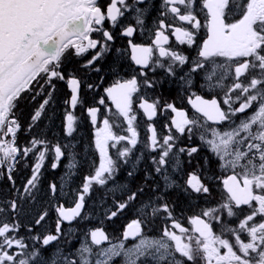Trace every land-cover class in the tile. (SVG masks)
<instances>
[{"label":"snow or ice","instance_id":"1","mask_svg":"<svg viewBox=\"0 0 264 264\" xmlns=\"http://www.w3.org/2000/svg\"><path fill=\"white\" fill-rule=\"evenodd\" d=\"M157 11L151 44L142 45L131 38L145 27L148 0H0V177H6L14 189L11 199L0 202V264H113L116 258H122V264H264V0H159ZM117 28L121 37L129 38L130 59L141 70L130 79L114 81L98 101L99 105L110 101L115 108L114 113L109 110L111 121L105 118L102 126L95 128L98 165L74 190V206L59 203V196L69 195L65 184L59 186V193L55 183L48 185L49 205L36 214L34 224L42 226L54 210V233L48 230L21 236L19 215L25 204L37 199L46 156L52 155L51 168L56 169L69 147L33 137L21 148L17 135L24 112L21 105L33 109L29 134L39 127L53 100L54 81L66 80L70 104L75 108L81 80L71 75L66 79L64 61L74 56L83 61V69L99 71L95 64L113 50L118 56L125 55V49L112 43ZM166 33L196 55L165 47L170 40ZM158 69L166 78H177L182 88L191 86L194 75H200L201 88L220 90L227 107L223 108L215 95L211 99L196 95L188 102L200 115L189 117L173 103L165 102L161 108L159 98L149 102L140 96L138 108L148 121L157 116L158 109L174 115L170 124L164 125L168 133L162 139L148 123L150 135L143 141V149L150 153L152 168L144 171L142 182L133 189L130 183L117 184L116 176L122 166L130 164L127 176L135 180L144 158L142 153L132 159L140 143L134 96L140 92L139 77H143L144 87H155L156 81L147 72ZM86 111L96 126L100 109L89 107ZM75 123L76 117L67 113L64 131L68 137L73 135ZM186 134L189 140L198 134L201 146L218 162L222 184L216 205L189 217L190 230L175 216V207L165 193L180 189L189 197L197 194L195 199L207 197L211 186L204 180L217 177L204 176L197 165L183 184L174 179L182 173L181 155L186 154L190 164L199 151V147L177 146ZM30 154L35 162L21 192L15 188L14 172L20 157ZM67 167L66 175L72 176L74 158ZM110 182L113 187L107 188ZM93 185L122 197L113 200L105 213L107 219L129 207L137 218L127 224L117 243H112L102 228L89 229L79 247L65 252L59 242L62 237H73L75 230L70 227L65 232L62 225L87 219L82 210ZM142 196L145 198L140 199ZM157 220L163 228L158 237H150L145 228ZM32 232L29 227L28 233ZM129 239L133 241L130 246L125 244ZM105 242L107 247L102 246Z\"/></svg>","mask_w":264,"mask_h":264},{"label":"flooded vegetation","instance_id":"2","mask_svg":"<svg viewBox=\"0 0 264 264\" xmlns=\"http://www.w3.org/2000/svg\"><path fill=\"white\" fill-rule=\"evenodd\" d=\"M155 4L156 7H152L151 5ZM159 7V0H148V12L145 14V27L143 31L137 30L134 33V36L131 38L134 43L142 44V45H149L151 44V38L154 35V27H153V20L158 16V9ZM203 20V17H200ZM134 23V21H131ZM152 30V31H149ZM116 32V39L112 42L115 44L117 48H122L126 50L125 55H117L115 51L109 53L105 58L101 59L95 64L96 68H99V71H95L94 69H83L81 67L82 60L77 58V63L79 67V71H76V78L81 80V87L78 92L79 103L75 108H73L70 104V97L71 92L67 86L66 88L70 93L69 96V103L68 106L70 110H72L73 115L76 117V123L74 125V129L76 130L77 125L80 127L81 123H86L88 130L91 135V139L93 141L94 146V132L95 128L102 126V122L105 118H109L110 121L112 117L110 116L109 110L112 113L115 112L114 106L111 105L110 101L106 100V105H99L98 101L101 97L105 96L104 89L111 86V84L116 81L117 79H130L133 75L137 74L141 69L139 66L135 65L134 62L130 59V48H128V39L127 37H121L119 35L120 29H115ZM169 34V33H166ZM170 35V34H169ZM203 35V33L201 34ZM173 47L176 50L187 53L189 56H195V51H192L187 48L186 45H179L178 42L175 40L174 36L170 35L169 45H165V47ZM158 53L154 54L155 56ZM90 58V55L88 56ZM106 67L111 68L110 73H106ZM187 70V69H185ZM148 77L154 81H156L155 87L153 88H146L143 86V77H139L141 81V88L140 92L134 96V104L133 110L138 116L137 120V130L139 133L138 139L140 143L137 145V148L134 150V154L132 159L134 160L136 156H139L143 153V159L138 165V171L136 173L135 180H131L127 176V172L130 170L131 165L122 166L116 176V183L117 184H126L130 183L133 189L136 188L138 184L142 182L144 171L151 170L152 165L150 163V153L143 149V141L147 139V125L148 123H152L158 133V137L162 139L163 135L168 133V129L164 127L165 124H170L171 116L174 114L170 112V110L161 111L158 109L157 116L153 118L152 121H148L147 117L144 115L143 111L138 108L139 104V97L144 96L146 97L149 102H152L159 98L161 100V108L163 107V103H173L178 110H183L189 117L193 115H200L196 114L195 110L189 104V98L195 99L196 95H200L205 99H211L215 95L218 101L221 103L223 108L227 106L223 105V93L220 90H216V92H210L206 88H201V84L203 80L200 75H194L193 82L191 86L186 88H182L180 86V81L177 78H166L162 70H156L155 73L152 71L147 72ZM183 73H181L182 75ZM107 80H105V78ZM227 83H231L228 81ZM94 85L93 88H89L88 85ZM106 98V97H105ZM234 106H238L234 105ZM89 107H97L100 109L97 116V125L93 126L90 121V117L87 115V108ZM76 109V110H75ZM239 115V114H238ZM122 119V118H121ZM65 123V117H64ZM211 123V122H209ZM126 128L127 125L124 124ZM74 130V131H75ZM115 131H119V129H114ZM172 132H175V129H172ZM127 134V133H122ZM179 135V134H177ZM178 147H199V151L194 153L191 158V163L189 164V157L186 154L181 155V160L183 162L182 165V173L177 174L174 176V179L178 181V183L183 184L184 180L187 178V173L194 171L197 169V165L203 170V175L206 177H217L216 179H205L204 182L210 184L211 186V195L205 197L201 195L199 199H195L197 194H192V197H189L184 191L180 189H172L165 193L168 202L175 207V216L179 219L184 227L191 229V225L188 224V219L190 216L198 214L200 209L214 206L220 200L221 196V189L222 184H220L219 178L221 177V172L218 168V162L212 157V155L208 152L207 148L201 146V142L198 139V134L194 135L191 140L188 139L187 134L180 138L178 141ZM115 150H111V153L114 154ZM207 157V162L205 158ZM46 164L42 166L41 173L43 179L50 180L43 182V187H47L49 184L55 183L58 186V193H59V186L63 183L65 184L64 191L69 193L67 196H59V203L64 204L65 207L74 206L71 201L73 199L74 191H72L71 183L72 181L70 178H67L65 172V166H67V160L65 156L59 161L58 167L56 169L51 168L52 155L46 156ZM96 161L97 165L99 162V155L96 152ZM32 172V168H31ZM89 174V173H88ZM230 173H224L223 175H227ZM83 173L78 174V179L75 182L74 190H77L81 187L83 182ZM158 179V177H157ZM54 181V182H53ZM151 185L152 181L148 182ZM113 184L110 182L107 188H112ZM107 188H102L98 185H93V190L86 195L85 197V207L82 210V215L87 217V219L78 220L72 222L71 225L64 223L62 228L65 232L69 230V228H73L75 230L74 236L70 237L73 239L75 243L73 249L75 250L79 247L81 240L84 239L85 233L89 229L95 228H102L105 231L106 235L109 236L110 241L112 243H117L120 239H122V233L125 230L128 223H130L133 219L137 218V215L134 211L133 207H129L124 212L118 214L116 217H113L111 220L106 218V211L112 207L113 200H120L122 199L119 192L111 193L107 191ZM72 191V192H71ZM49 191H46L48 194ZM50 194V193H49ZM151 194V193H147ZM145 197H140V199H144ZM198 205V207H197ZM56 214V212H55ZM57 218V214H56ZM171 222H169V225ZM163 228V224L160 220L155 221L153 225L149 228H145V232L150 237H158L160 235V231ZM177 234L178 230H177ZM67 238V237H62ZM69 238V237H68ZM90 242V240H89ZM133 243L131 239L125 241V244L130 246ZM103 247L108 246V242ZM114 264V262H113ZM116 264H121L116 262Z\"/></svg>","mask_w":264,"mask_h":264},{"label":"trees","instance_id":"3","mask_svg":"<svg viewBox=\"0 0 264 264\" xmlns=\"http://www.w3.org/2000/svg\"><path fill=\"white\" fill-rule=\"evenodd\" d=\"M77 58L70 57L66 59L63 63V71L65 73L66 79L69 75L75 76L76 71H79ZM112 70L110 67H106L105 72L110 73ZM76 77V76H75ZM109 76L105 78L107 80ZM56 84V89L53 94V100L47 108L46 114L39 121V127L31 129V133L27 131V126L30 121V113L33 111L32 108L25 107L21 105L24 109L22 115H20V124L21 129L18 132V145L23 148L28 145V142L33 137L46 138L52 144L60 143L61 145L68 144L69 147L65 149V158L67 160V166L70 159L74 158L76 163V168L72 169V176H67L70 178L72 183V191H74V185L78 179V174L83 173L87 175L93 170V166L97 165L96 161V151L93 146V141L91 139L90 132L86 123H81L80 127L77 125L76 130L73 132L71 137H68L64 131V117L67 113H72L70 110L68 101L70 93L66 88L65 81H54ZM38 107V104L36 105ZM76 110V109H75ZM73 114V113H72ZM48 156V155H47ZM34 158L31 154L28 157H20L19 163L17 165L16 171L14 172L15 177V188L23 191L22 185L26 182L27 178L31 176V168L34 164ZM46 161H44V164ZM65 166V172L69 171L68 167ZM44 175V173H42ZM42 175L40 177L39 183V193L35 202L27 203L23 206V211L19 215V223L21 224L20 235H36L37 233L44 234L46 231L51 230L53 233L56 228V214L52 210L49 212V216L42 226H37L34 224V219L36 214L42 212L49 205L50 194H46L48 191V186L43 187L44 181H49V179H43ZM54 182V181H53ZM14 189L11 184L7 181L6 177H0V202L12 198V192ZM71 191V192H72ZM52 204H55L56 201H51ZM31 227L33 232L28 233V228ZM70 241V242H69ZM30 242V241H29ZM60 247L65 250V252H72L74 242L72 238H61Z\"/></svg>","mask_w":264,"mask_h":264},{"label":"rangeland","instance_id":"4","mask_svg":"<svg viewBox=\"0 0 264 264\" xmlns=\"http://www.w3.org/2000/svg\"><path fill=\"white\" fill-rule=\"evenodd\" d=\"M116 262H119V263L122 264V258H116V259L114 260V264H116Z\"/></svg>","mask_w":264,"mask_h":264},{"label":"water","instance_id":"5","mask_svg":"<svg viewBox=\"0 0 264 264\" xmlns=\"http://www.w3.org/2000/svg\"><path fill=\"white\" fill-rule=\"evenodd\" d=\"M71 92V91H70ZM66 224H68L67 222H65ZM107 242H105L103 245H105Z\"/></svg>","mask_w":264,"mask_h":264},{"label":"bare ground","instance_id":"6","mask_svg":"<svg viewBox=\"0 0 264 264\" xmlns=\"http://www.w3.org/2000/svg\"><path fill=\"white\" fill-rule=\"evenodd\" d=\"M67 173V172H66ZM67 177V175H65ZM68 178V177H67Z\"/></svg>","mask_w":264,"mask_h":264}]
</instances>
